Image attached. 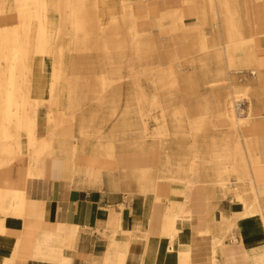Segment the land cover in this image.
<instances>
[{
	"label": "bare ground",
	"instance_id": "6f19581e",
	"mask_svg": "<svg viewBox=\"0 0 264 264\" xmlns=\"http://www.w3.org/2000/svg\"><path fill=\"white\" fill-rule=\"evenodd\" d=\"M133 2L0 0V15L15 18L0 25V235L8 220L17 224L30 215L24 190L4 186L7 164L26 155L32 178L41 175L47 157L74 158L79 148H87L88 154L109 160L121 152H156L154 167L122 172L114 180L128 194L137 191L155 201L159 183L181 185L174 192L183 199L166 205L167 224L189 216V195L202 185L207 223L215 216L217 190L237 199L233 213L220 216L215 244L222 245L228 230L243 243L249 238L264 242V185L255 183L252 172L263 161L264 136L255 128L264 112L253 106L252 85L235 80V74L249 70L264 88V73L257 66L253 38L246 35L242 1L182 0L192 4L194 17L187 19L182 8L163 10L151 17L148 30L138 29ZM68 32L72 35L66 39ZM74 49L100 53L87 55L93 64L87 76L96 82L87 90L59 84ZM38 56L41 62H53L50 98L81 88L95 98H125L137 112H46L44 134L39 135L41 102L31 97ZM87 180L98 186L105 177L87 169ZM176 232L173 228L171 236ZM115 236L113 231L103 264H124L128 241L121 244ZM19 241L5 264L13 263ZM60 251L52 246V235L44 233L33 243L31 257L54 255L61 264L69 263ZM179 264H190L188 255Z\"/></svg>",
	"mask_w": 264,
	"mask_h": 264
},
{
	"label": "crops",
	"instance_id": "0c3cea01",
	"mask_svg": "<svg viewBox=\"0 0 264 264\" xmlns=\"http://www.w3.org/2000/svg\"><path fill=\"white\" fill-rule=\"evenodd\" d=\"M133 1V11L139 17V30H148L151 17L160 15L163 10H185L182 0ZM241 1L246 35L253 38L257 66L264 73V0ZM10 19L0 16V25L12 24ZM67 35L66 39L72 33ZM71 57L73 60L63 67V81L59 84L83 86L87 90L88 84L96 83L87 76V70H91L87 69V49H74ZM52 65L53 62L41 63L37 58L31 77L34 86L31 97L41 102L37 108L39 135L40 132L44 134L42 122L46 112H137L125 98H95L91 93L80 92L81 88L53 93L50 98L48 87L52 83ZM248 82L254 90V108L264 112V88L259 87L252 76ZM255 129L259 136H264V117L258 120ZM262 160L252 170L258 185H264V148ZM156 163L157 154L150 150L121 152L109 160L88 154L87 148H79L74 158L47 157L41 175L30 178L27 156H18L5 167L4 186L24 190L30 203V215L17 224L8 220L5 234L0 235V264H5L4 260L11 255L18 237L20 241L12 264H61L60 258L54 255L51 258L31 257L33 243L44 233L52 235V246L61 249L60 255L70 261L67 264H103L112 249L110 235L113 231L117 242L128 241L124 264H179L184 255H188L190 264H258L264 260V242L253 238L243 243L238 234L225 233L222 245L214 243L220 231L221 214L230 216L233 213L230 196L225 197L220 192L215 194L212 201L215 216L209 224L206 221V193L198 186L189 195V216L178 218L172 225L166 223L165 208L169 201L183 199L181 194L174 192L181 191V185L159 183L156 187L158 200L155 201L152 196L137 191L128 194L114 180L119 173L151 168ZM87 169L101 172L105 180L98 186L89 185ZM173 228L177 232L171 236ZM67 236L72 239L66 241Z\"/></svg>",
	"mask_w": 264,
	"mask_h": 264
},
{
	"label": "rangeland",
	"instance_id": "374dc122",
	"mask_svg": "<svg viewBox=\"0 0 264 264\" xmlns=\"http://www.w3.org/2000/svg\"><path fill=\"white\" fill-rule=\"evenodd\" d=\"M184 7H185V10H184V15H185V17L187 18V19H190V18H192V17H194V15H195V13H194V10H193V7H192V4L191 3H187V5H184ZM0 16H4V15H0ZM5 16H8V17H10L11 19H10V22H12V23H14L15 22V18H14V16L12 15V14H5ZM145 29V28H144ZM149 29H151V26L149 27ZM140 30H143V28H141ZM153 32V34L156 36V37H158L159 36V33H158V31H156V30H153L152 31ZM97 54V53H99V52H96V51H91V50H87V55H89V54ZM100 54V53H99ZM38 58H40L39 56H38ZM40 61V60H39ZM41 62V61H40ZM48 62H52V59L50 58V59H48V60H46V61H42L41 63H48ZM101 65H105L103 62H101L100 63ZM93 64L91 63V62H88L87 63V69H88V67L89 68H91V66H92ZM106 66V65H105ZM115 66H117V65H115ZM124 65L123 64H120L119 63V67L120 68H124L125 69V66L123 67ZM109 67L110 66H108L107 65V68L109 69ZM92 69V68H91ZM249 77H251V75H250V71L249 70H247V71H245L244 73H238V74H235V80H236V82L237 83H239V84H243V83H245L246 81H248V79H249ZM202 91H203V93L204 94H206L207 92H208V87H206V86H203L202 87ZM41 114H43V112H40ZM40 135H41V132H40ZM200 187H203L204 188V186H200ZM218 189V188H217ZM216 189V190H217ZM217 192H220L221 194H223L222 193V191H219V190H217L216 191V193ZM223 196H225V197H228V196H230V200L234 203V202H236L237 201V199L233 196V194L231 193V194H223ZM214 200V199H213ZM226 233V232H225ZM227 233H231L232 234V232L231 231H227ZM101 236H106L105 234H101ZM224 239H225V235H224V237H223V241H222V244H223V242H224ZM262 261H264V260H262Z\"/></svg>",
	"mask_w": 264,
	"mask_h": 264
}]
</instances>
